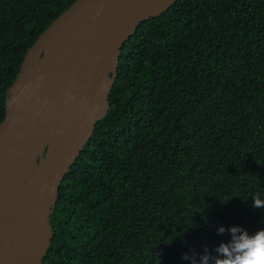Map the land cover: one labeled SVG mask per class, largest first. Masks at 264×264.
I'll list each match as a JSON object with an SVG mask.
<instances>
[{"label": "trees", "instance_id": "1", "mask_svg": "<svg viewBox=\"0 0 264 264\" xmlns=\"http://www.w3.org/2000/svg\"><path fill=\"white\" fill-rule=\"evenodd\" d=\"M76 1L0 0V123L28 50ZM253 197L264 198V0H177L124 45L43 264H199L231 227L264 230Z\"/></svg>", "mask_w": 264, "mask_h": 264}, {"label": "water", "instance_id": "2", "mask_svg": "<svg viewBox=\"0 0 264 264\" xmlns=\"http://www.w3.org/2000/svg\"><path fill=\"white\" fill-rule=\"evenodd\" d=\"M177 0H77L28 50L0 123V264H43L64 177L108 114L121 52Z\"/></svg>", "mask_w": 264, "mask_h": 264}, {"label": "clouds", "instance_id": "3", "mask_svg": "<svg viewBox=\"0 0 264 264\" xmlns=\"http://www.w3.org/2000/svg\"><path fill=\"white\" fill-rule=\"evenodd\" d=\"M253 207L264 209V198L253 197ZM223 227L218 229V234H223ZM231 234L229 243H221L215 249L216 256H212L207 249L199 258V264H264V230H259L253 235L239 227L228 229ZM184 259H189L186 255ZM192 264H197L195 257Z\"/></svg>", "mask_w": 264, "mask_h": 264}]
</instances>
